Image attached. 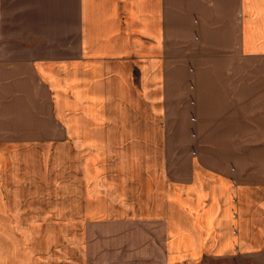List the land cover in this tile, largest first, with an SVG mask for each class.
I'll return each instance as SVG.
<instances>
[{
  "label": "crops",
  "instance_id": "1",
  "mask_svg": "<svg viewBox=\"0 0 264 264\" xmlns=\"http://www.w3.org/2000/svg\"><path fill=\"white\" fill-rule=\"evenodd\" d=\"M261 254L264 0H0V264Z\"/></svg>",
  "mask_w": 264,
  "mask_h": 264
},
{
  "label": "rangeland",
  "instance_id": "2",
  "mask_svg": "<svg viewBox=\"0 0 264 264\" xmlns=\"http://www.w3.org/2000/svg\"><path fill=\"white\" fill-rule=\"evenodd\" d=\"M66 150L64 149H61V157H56V159H59L61 161V172H60V181H62L60 183V187H61V208L62 210L66 211L67 208H68V199H67V193H68V190H67V187H68V168H67V155H66ZM68 152V151H67ZM65 159V160H64ZM64 223H67V221H65ZM63 231V229L61 230ZM68 238H67V235L64 234L62 232L61 236H60V244L58 246H55V244L57 243L54 242L52 244L51 243H46V247H48V252L49 254H51L52 256V253L53 252H56L58 250L61 251L62 255L65 254L67 255V251H68V242H67ZM55 246V247H54ZM246 264H264V254L262 255H257V256H254L251 260H247Z\"/></svg>",
  "mask_w": 264,
  "mask_h": 264
}]
</instances>
